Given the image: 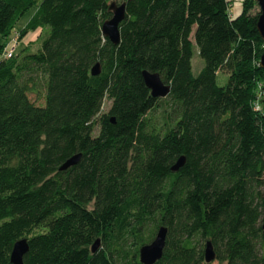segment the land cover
I'll return each instance as SVG.
<instances>
[{
    "label": "trees",
    "instance_id": "1",
    "mask_svg": "<svg viewBox=\"0 0 264 264\" xmlns=\"http://www.w3.org/2000/svg\"><path fill=\"white\" fill-rule=\"evenodd\" d=\"M111 2L0 0V264L20 240L22 264H140L159 227L154 264H264L256 2L233 18L228 0H122L117 45L100 31ZM32 10L17 34L44 32L37 49L5 59ZM142 72L168 95L151 98Z\"/></svg>",
    "mask_w": 264,
    "mask_h": 264
},
{
    "label": "water",
    "instance_id": "2",
    "mask_svg": "<svg viewBox=\"0 0 264 264\" xmlns=\"http://www.w3.org/2000/svg\"><path fill=\"white\" fill-rule=\"evenodd\" d=\"M259 8V17L256 24L257 32L264 42V0H254ZM107 12L110 14V19L105 21L101 26V36L107 39L112 45H117L119 41L118 36V24L123 20L124 17V5H117L111 2L108 5ZM259 67L264 72V51L259 61ZM99 73L98 65H95L91 69V75H97ZM142 82L144 87L148 90L151 98H164L168 95L169 88L163 85L156 74H149L147 72L141 73ZM263 101H264V75H263ZM112 122V120H111ZM79 156H73L68 159L59 170H65L66 168L74 165L78 161ZM183 164V158H179L177 162L170 168V171L174 172ZM166 230L163 227H159L152 239V241L139 248L138 250V261L140 264H154L162 254L164 246ZM98 247V240H95L90 248V252L94 253ZM28 250L27 243L25 240H20L12 246L9 261L11 264H22V257ZM204 257L206 263H211L215 259V253L212 245L207 242Z\"/></svg>",
    "mask_w": 264,
    "mask_h": 264
},
{
    "label": "rangeland",
    "instance_id": "3",
    "mask_svg": "<svg viewBox=\"0 0 264 264\" xmlns=\"http://www.w3.org/2000/svg\"><path fill=\"white\" fill-rule=\"evenodd\" d=\"M116 4H120L122 0H112ZM230 3V15L233 18H236L240 15L242 6H243V1L244 0H228ZM250 11L255 14L259 12L258 6H253ZM33 13L32 11H29L24 15V17L21 19V21L17 25V29L15 28L13 31H11L10 36L8 39L5 41V48H4V53L11 51L12 55L19 53L24 48H28L30 52H34L38 45L39 41L42 38L44 32L41 31H36L34 33L27 34L23 38L19 39V36L17 34L18 29H21L24 24L28 21L29 17H31V14ZM191 73H193V76H197L199 72L202 70L204 67V62L202 59L198 56V51L195 45H193V57H191ZM226 82V77L218 75L217 76V83L218 85L222 86ZM263 88V86H262ZM263 91V89H262ZM263 100V96H262ZM109 103L107 100H104L102 108H101V113H105L108 109ZM259 107V106H258ZM260 108V107H259ZM161 110L158 109L156 110L153 114L155 117L160 116Z\"/></svg>",
    "mask_w": 264,
    "mask_h": 264
},
{
    "label": "built area",
    "instance_id": "4",
    "mask_svg": "<svg viewBox=\"0 0 264 264\" xmlns=\"http://www.w3.org/2000/svg\"><path fill=\"white\" fill-rule=\"evenodd\" d=\"M11 56H12L11 51H9V52H5V53H4V58H5V59H9V58H11Z\"/></svg>",
    "mask_w": 264,
    "mask_h": 264
}]
</instances>
